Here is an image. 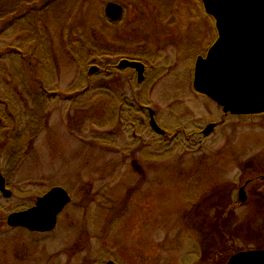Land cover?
<instances>
[{
  "label": "rangeland",
  "instance_id": "1",
  "mask_svg": "<svg viewBox=\"0 0 264 264\" xmlns=\"http://www.w3.org/2000/svg\"><path fill=\"white\" fill-rule=\"evenodd\" d=\"M105 1L20 0L0 18V144L15 110L27 107L21 79L31 93L46 86L51 96L46 128L7 178L10 197L0 193V264H210L215 243L264 246V225L248 220L264 217V196L252 185L244 202L236 200L246 178L264 172V113L225 114L192 89L212 18L196 0H113L128 9L109 21ZM140 3L154 11L135 16L130 8ZM120 57L146 62L145 80L112 68ZM93 60L107 70L87 79ZM144 106L166 135L139 123ZM210 122H218L210 135L198 133ZM0 154L5 176L3 148ZM53 186L71 198L55 229L7 225L10 213ZM231 201L238 204L228 211ZM229 212L237 219L232 229L220 222L230 236L216 232Z\"/></svg>",
  "mask_w": 264,
  "mask_h": 264
},
{
  "label": "water",
  "instance_id": "2",
  "mask_svg": "<svg viewBox=\"0 0 264 264\" xmlns=\"http://www.w3.org/2000/svg\"><path fill=\"white\" fill-rule=\"evenodd\" d=\"M205 13L214 19L217 39L206 55L194 63L192 86L197 92L216 102L223 113L248 115L264 113V0H200ZM106 14L111 21L121 17V7L110 2ZM119 68L136 71L137 82L144 79V64L122 58ZM98 70L91 65L88 72ZM149 108V125L153 132L163 134ZM216 127L210 122L201 132L208 136ZM245 182L237 189V200L247 198ZM0 172V193L10 197L11 191ZM70 202V195L61 186H53L38 196L34 205L10 213L6 223L32 232H48L56 225L57 217ZM105 264H117L107 260ZM226 264H264V249L239 251Z\"/></svg>",
  "mask_w": 264,
  "mask_h": 264
},
{
  "label": "trees",
  "instance_id": "3",
  "mask_svg": "<svg viewBox=\"0 0 264 264\" xmlns=\"http://www.w3.org/2000/svg\"><path fill=\"white\" fill-rule=\"evenodd\" d=\"M36 1V0H34ZM8 0H4L3 3H6V6L3 7V4H0V18L2 15H10L15 12L18 6H20V0H12L9 5H7ZM50 5L49 2H47L45 5L42 6L41 9L45 11V9ZM43 18L42 16H40ZM44 53L47 56L48 54V47L47 42L44 47ZM44 54L43 56L38 55V58L41 60L39 63H44ZM45 64V63H44ZM43 64L42 70H46V66ZM41 70V69H40ZM49 69H47L48 72ZM86 75V74H85ZM49 75H47L48 77ZM87 79L89 74L86 75ZM52 77V73H51ZM22 82L20 83V102L26 103L27 107L25 108H17L15 111L16 113V123H13L10 129V135L5 138L6 141L3 144H0V149H4V156L6 159V163L8 166V169L5 170L6 174L4 177L6 179V185L8 184L7 178L12 177L14 173L19 169L21 163L26 157L28 148L31 147V144L33 140L46 128L47 126V114H45L47 103L49 102L50 92L47 90L46 86L41 87V92H35L31 93L29 88L26 87V83L21 79ZM82 85H76L69 89L70 91H66V93H72L73 90H77ZM87 89V86H86ZM27 109V110H25ZM1 155V154H0ZM8 178V179H9ZM254 183V184H253ZM250 186H256V181H254ZM255 188V187H254ZM229 208L228 211L234 210V205H237V202H229ZM224 208L225 211V207ZM230 213V212H229ZM229 217H233L230 213ZM220 228L221 224H216V228ZM216 232H219L220 234H224V231L220 229H216ZM226 232V231H225ZM228 234V232H226ZM230 242V241H229ZM230 247H226L227 253L225 256L227 257L230 253L233 252L232 249H229Z\"/></svg>",
  "mask_w": 264,
  "mask_h": 264
},
{
  "label": "flooded vegetation",
  "instance_id": "4",
  "mask_svg": "<svg viewBox=\"0 0 264 264\" xmlns=\"http://www.w3.org/2000/svg\"><path fill=\"white\" fill-rule=\"evenodd\" d=\"M113 1V0H112ZM111 0H106L105 2V5L103 6V13H104V16L110 21V19L107 17V14H106V5L108 4V3H110V2H112ZM196 1H198L201 5L200 6H202V9H203V11H204V7H203V4H202V2L200 1V0H196ZM113 3H116V4H118L120 7H121V17L123 16V14L127 11V6L125 5V4H123V3H120V2H118V1H113ZM198 4V3H197ZM140 5V8H130V11H133L134 12V14H135V16H143V14H144V11H145V9L144 8H146V9H149V10H153L154 11V8L150 5V4H146L147 5V7H146V5H142L141 3L139 4ZM205 12V11H204ZM207 16H208V14H207ZM120 17V18H121ZM210 17V16H209ZM212 18V17H211ZM212 20H213V22H214V19L212 18ZM213 33H214V35L213 34H211V38L209 39V42H208V46H207V49H206V52L208 51V49L210 48V46H212L214 43H215V41H216V39H217V30H216V27H215V24H214V29H213ZM38 34V33H37ZM35 35V37H34V43L36 44V34H34ZM47 47H48V42H47ZM38 48L36 47V50H37ZM206 52H205V55H206ZM38 54V53H37ZM205 55H203V56H205ZM123 57H120L118 60H120V59H122ZM126 58V57H125ZM128 59H134V58H131V57H127ZM118 60L117 61H115V63H112L111 64V67L112 68H115V69H121V68H119L118 67ZM139 61H141L143 64H144V72H143V74H144V79H143V81L145 80V70L147 69V63L146 62H144V61H142V60H139ZM88 63H90L89 64V66H88V69H89V67L91 66V65H95V64H97L96 62L94 63V60L91 62H88ZM103 63H99L98 65H96L97 67H98V70H96L94 73H91V74H98L99 72H102V71H106L107 70V68H106V66L103 64ZM127 68H129V67H127ZM88 69H87V73L86 74H90L89 72H88ZM130 70H131V72H132V75H133V77H135V75H136V71L134 70V69H132V68H129ZM132 78V77H131ZM136 78V77H135ZM142 81V82H143ZM193 89V88H192ZM195 92H196V90L195 89H193ZM198 93V92H197ZM201 95V94H200ZM145 107V109H146V111H147V115L145 114H143L142 115V120L139 122V123H141V125L142 126H146V125H148L149 127H150V125H149V112H148V106H144ZM143 111H141V112H145L144 111V109H142ZM153 116H155V112H154V114H153ZM146 118H147V123H146ZM155 118V117H154ZM218 125V122L216 123V126ZM182 128L183 127H181V128H177V129H175L174 130V134H175V136H178V134L181 132V130H182ZM198 133H200V134H202V132H201V130L198 132ZM163 135H166V132L164 131V134ZM188 137V136H187ZM172 138H170V140H171ZM139 169H140V167H138V171H139ZM248 181V183L246 184V186H245V189L248 187V186H250L251 185V183H253L254 181H256V186H255V190H256V192L259 194V196L260 197H263L264 196V172H261V173H258L257 175L255 174V176H251V177H248V178H246V180L244 181V183L245 182H247ZM243 185V184H242ZM239 188V187H238ZM223 189L225 190V188L223 187ZM244 189V190H245ZM261 203H263L262 201H261ZM230 204V203H229ZM228 204V205H229ZM68 205V204H67ZM67 205H66V207H67ZM65 207V208H66ZM225 207V206H224ZM227 207H229V206H227ZM226 207V208H227ZM63 211H64V208H63ZM258 214H259V212H258ZM248 220H251L252 222H250L251 224H261V225H264V217H254V218H250V219H248ZM220 221H223L225 224H226V230H227V228H229L230 230L232 229V225L234 224L233 222L234 221H237V219H236V217H224V218H221L219 221H218V224H221V222ZM57 222H58V217H57V221H56V225H57ZM247 223V222H246ZM249 224V223H248ZM248 224H246V225H248ZM56 225H55V227H56ZM55 227L53 228V229H55ZM221 228V230H223L224 231V228L223 227H220ZM53 229H51V230H53ZM48 232H50V231H48ZM228 232V236H230V235H232V233H230L229 231H227ZM224 234H226V232H224ZM221 240V239H220ZM221 242V241H220ZM231 242V241H230ZM216 245L214 246V248H213V253H214V258H213V261H212V263H210V264H226L227 263V261H228V259L230 258V256H232L233 254H235V253H237V252H239V251H246V250H251V249H264V246L263 245H260L259 247L258 246H256V247H246V248H241V249H237L236 247H234V245H232V242H231V245L230 244H226V243H215ZM226 247H230L229 249H232L233 250V252L232 253H230L227 257L225 256V254L227 253V249H225Z\"/></svg>",
  "mask_w": 264,
  "mask_h": 264
}]
</instances>
